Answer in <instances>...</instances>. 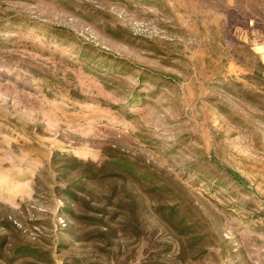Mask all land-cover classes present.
Returning <instances> with one entry per match:
<instances>
[{
	"label": "rangeland",
	"instance_id": "obj_1",
	"mask_svg": "<svg viewBox=\"0 0 264 264\" xmlns=\"http://www.w3.org/2000/svg\"><path fill=\"white\" fill-rule=\"evenodd\" d=\"M113 155L155 180L67 160ZM0 238V264H264V0H0Z\"/></svg>",
	"mask_w": 264,
	"mask_h": 264
},
{
	"label": "trees",
	"instance_id": "obj_2",
	"mask_svg": "<svg viewBox=\"0 0 264 264\" xmlns=\"http://www.w3.org/2000/svg\"><path fill=\"white\" fill-rule=\"evenodd\" d=\"M67 160L69 162H72L71 169H74L76 171H78L81 175L82 178L90 180V181H94L96 180L97 177H100V173H105L108 171H118L117 175H121L122 173H125L128 177L134 176V177H142L144 178V180H148L150 182H153L155 179L153 178L152 174L149 173V171L145 170L144 168L139 167L138 165H135L132 162H129L128 160L119 157L118 155H113L110 156L109 159V163L105 166V167H94L91 166L89 164H85V163H81V162H77L76 159H70L67 158ZM68 166V167H71ZM121 172V173H119ZM145 180V181H146ZM161 188V187H160ZM63 195L66 201H69L73 204L77 205V198L76 195L73 192H70V189H64L63 190ZM64 211L66 212V214L76 223L80 224H85L87 222H90V218L87 217L86 215L83 214H74L72 212V210L70 209V207L68 208H64ZM173 210H171L170 215H173ZM189 230V227H184L181 228L180 232L187 231ZM1 239V238H0ZM1 241V240H0ZM4 242L1 241L0 243V248L3 247ZM18 252V254H23L24 256L27 257H35L36 259H44V256H40L42 253L40 252H35L34 250H32L30 247H13L11 250V257H13L16 253ZM0 254H2L0 252ZM1 257V255H0ZM13 260H10L11 263H13ZM75 264H83L80 261L76 260ZM91 264V263H89Z\"/></svg>",
	"mask_w": 264,
	"mask_h": 264
}]
</instances>
